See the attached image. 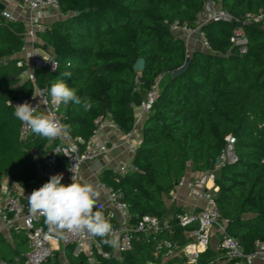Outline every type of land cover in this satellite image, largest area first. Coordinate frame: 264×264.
<instances>
[{
    "label": "trees",
    "instance_id": "16d2710c",
    "mask_svg": "<svg viewBox=\"0 0 264 264\" xmlns=\"http://www.w3.org/2000/svg\"><path fill=\"white\" fill-rule=\"evenodd\" d=\"M58 1L67 17L39 31L41 42L36 45L54 54L59 67L55 72L38 71L37 84L50 88L61 78L82 101L91 99L89 111L82 104H63L72 137L87 141L96 129L95 120L107 115L123 132H130L136 123L135 107L160 80L133 159L135 169L125 176L106 170L101 181L123 193L136 220L142 214L163 217L180 211L176 204L168 206L165 198H171L188 170H215L217 208L229 220L228 232L246 253L255 251L256 241L264 240V28L245 25L249 46L242 54L230 41L233 23L204 25L211 51H194L188 69L174 77L188 58V49L171 26L178 22L195 28L206 0ZM217 1L236 18L264 14V0ZM25 31L18 20L0 24V183L7 176L20 186L38 177L33 151L43 150L49 142L34 133L22 138L21 123L8 104L21 92L33 91L28 81L18 85L22 68L14 58L24 44ZM138 58L146 61L143 71L133 69ZM228 136L236 139L237 160L216 169ZM172 229L174 240L187 241L176 220ZM26 238L24 230L14 234L12 242L0 236V260L24 264ZM154 247L152 239L140 234L132 250L120 258L99 256L95 264L160 263ZM67 248L72 264H92L85 255L73 256L74 247ZM215 254L209 248L199 260L215 264ZM172 261L187 263L181 258ZM58 263L55 258L47 264Z\"/></svg>",
    "mask_w": 264,
    "mask_h": 264
},
{
    "label": "built area",
    "instance_id": "2783aa9c",
    "mask_svg": "<svg viewBox=\"0 0 264 264\" xmlns=\"http://www.w3.org/2000/svg\"><path fill=\"white\" fill-rule=\"evenodd\" d=\"M7 0H0L4 7L0 9V24L4 21L16 20L13 11L5 4ZM19 3L29 12L25 41L21 50L15 55L16 64L22 68L19 75V82H30L33 85L31 93L21 92L17 97L8 101L14 111L15 106L27 101L37 111H45L46 108L56 111L58 119L65 124L63 104L57 107L50 102L48 86L37 84V72L48 69L51 72L57 71L59 62L48 50L36 45L39 24L46 15L60 12L58 0H18ZM221 21L234 24L230 41L240 53H246L249 46V37L245 25L250 23L260 24L264 28V14L248 15L245 19L236 18L232 13L225 10L217 0H206L204 7L198 13L197 26L190 28L187 25H180L178 22L171 26L174 34L185 32L189 35H199L206 51H211L210 43L202 31V27L210 22ZM42 52V53H40ZM53 65L57 69H54ZM159 82L157 81L145 94V98L137 106L139 116H136L134 128L123 133L121 142L129 151V156L121 159L116 173L120 176L132 172L134 156L141 139L136 134L137 123L143 121L152 111V106L159 94ZM35 95V96H34ZM144 120V121H145ZM21 123V136L27 138L33 134ZM96 129L92 136L86 141L81 137L57 138L48 142L44 148V154L40 160V170L35 186H28L22 193L6 187L0 188V236L9 240L13 232L24 230L27 236V251L23 254L24 264H46L60 246H72L76 255L84 254L89 263L95 264L98 257L111 258L118 252L120 256L129 252L134 247V241L140 234L152 239L155 243L154 255L161 259L173 260L175 258L185 259L187 264H204L200 262V256L205 253L211 245L213 238L218 239V250L221 256L215 259L218 263L228 264H264V240L256 241V249L246 253L239 240L229 234V220L223 218L217 208L216 193L219 187L215 182V170L206 172V178H186L176 186L177 189L187 190V197L191 199L192 205L178 206L180 211L167 216H156L142 214L133 220L129 211V204L124 201L121 191L112 187H106L108 193V206H100V210L113 225L114 233L119 237V246L112 247L105 243L98 236L85 231L82 234L65 233L64 238L56 237L49 233L44 218L33 216L29 210L27 197L46 183L52 175L63 174L61 183L68 185L72 177L77 180L82 167L88 163L97 161L99 158L108 155L114 150L111 138L106 133L108 130L121 132V128L112 118L100 116L95 120ZM66 125V124H65ZM227 145L220 157V165L233 163L237 160L234 152L236 139L233 136L226 138ZM76 145V150L71 151V145ZM67 149V153L65 152ZM57 152V153H55ZM65 154L69 156H64ZM216 166V169L219 167ZM64 171H67L69 178L65 179ZM174 204L171 200L168 206ZM176 204V203H175ZM185 229L187 241L178 243L174 240L172 221ZM190 228V229H189ZM168 236H164V233ZM0 264H10L0 260ZM206 264V263H205Z\"/></svg>",
    "mask_w": 264,
    "mask_h": 264
},
{
    "label": "clouds",
    "instance_id": "9594fccd",
    "mask_svg": "<svg viewBox=\"0 0 264 264\" xmlns=\"http://www.w3.org/2000/svg\"><path fill=\"white\" fill-rule=\"evenodd\" d=\"M53 67L57 69L55 65ZM62 75L70 77L71 73ZM48 94L50 102L57 109L61 104L67 105L69 102L82 104L85 111L91 110L93 106L90 98L82 101L77 90L61 78L51 84ZM14 116L32 133L49 142L69 135L68 126L58 119L56 111L47 108L45 111H37V106L33 107L25 101L15 106ZM75 150L76 145L72 144L71 151ZM62 179V173L52 175L27 197L33 216L43 217L49 233L56 237L64 238L65 233L82 234L87 231L102 238L110 246L118 247L119 237L114 233L113 225L102 211L95 210L101 196L100 190L91 183L78 182L74 176L68 185L61 183ZM21 192L23 194V188Z\"/></svg>",
    "mask_w": 264,
    "mask_h": 264
},
{
    "label": "crops",
    "instance_id": "0c3cea01",
    "mask_svg": "<svg viewBox=\"0 0 264 264\" xmlns=\"http://www.w3.org/2000/svg\"><path fill=\"white\" fill-rule=\"evenodd\" d=\"M5 4L13 11L16 20L23 22L25 24L26 28H27L28 17H29V12L27 11V9H25L19 3L18 0H7V1H5ZM56 14L57 13L44 16V18H42L41 22H45V23H48V24H50V22L51 23L55 22L56 21L55 17L59 16V15H56ZM57 20H60L59 17L57 18ZM37 42H41V41L37 40ZM21 84H23V82H19L18 83V85H21ZM135 112H136V116L138 117L139 116V112H138L137 106L135 107ZM144 120L138 122L137 126H136V134H137V136L140 139H142V136H143ZM106 133H108V135L110 136L112 144L115 145L114 150L111 151L110 154L99 158L97 161L86 163L82 167L80 176L77 179L78 182L91 183L97 189L100 190L101 196L97 200V208L100 207V206H104V207L108 206V193H107V189L105 187L106 185L101 181L100 175L106 170H112L113 172L116 173V170H117V168H118V166L120 164L121 159H124V158L129 156V151H128L127 146L124 143L121 142V138H122L124 132L122 130H121V132H117V131H114V130L110 129ZM33 152L36 155L38 154V152H36L35 150ZM41 157H38V156L36 157L37 158L38 172L40 170L39 166H40ZM64 175H65V179L69 178V174L67 173V171H64ZM185 177L186 178L200 177L202 179H205L206 178V173H197V172H193L191 169H189ZM37 179H38V177H34L30 181V183L28 185L20 186L17 183H15L11 178H9L7 176H4L2 181H1V183H0V188H2V190H4L6 187H9L10 189L16 190V191H18L20 193H22L21 192V188H23V193H24V190L28 186H35ZM22 195H24V194H22ZM165 199H166V203L167 204H169L170 201L173 200L174 204L176 203V205H178V206H188V207H190V205H192L191 199H189L187 197V190L184 189V188H181V189H177L176 188L175 190H173L171 192V198H167L166 197ZM18 232H13L12 235H11V238L9 240H7V239L6 240L9 241V242H12V240L14 238V234H16ZM218 245H219L218 244V239L217 238H213V240L211 242V245H210V248L216 253L215 254V259H217L219 256H221V252L218 250ZM67 247H69V246H67ZM67 247L60 246V249L55 251L54 256L47 263L52 261L58 252H61V253L64 254V256L66 258V263L65 264H72L70 259H69L68 254H67V249H68ZM72 254H73V256H80V255H76L75 254L74 248H73ZM81 255H84V254H81ZM115 256L118 257V258L121 257L118 254V252H115ZM161 261L174 263V261L166 260V259H161ZM175 263H180V262H175ZM215 264H221V263L216 262Z\"/></svg>",
    "mask_w": 264,
    "mask_h": 264
},
{
    "label": "rangeland",
    "instance_id": "374dc122",
    "mask_svg": "<svg viewBox=\"0 0 264 264\" xmlns=\"http://www.w3.org/2000/svg\"><path fill=\"white\" fill-rule=\"evenodd\" d=\"M56 15H59L58 17L60 20L67 17V15L63 14L61 11L57 12ZM58 17H55L56 18L55 20H57ZM50 24H51V22H50ZM48 25H49L48 23L40 22L39 30H44ZM175 35L179 38H182L184 40V42L186 43L187 49H188V57H190L191 54L196 50L206 51L203 43L201 42V38L199 35H196V34L189 35L188 33L181 32V31L177 32ZM38 38H37V40L40 41L39 40L40 38L39 39ZM40 53H42V52H40ZM55 258H57V260L59 261V264H65L66 263V258L64 256V254L61 252H58L56 254V256L54 257V259ZM149 264H182V263H175V262L171 263V262L161 261V263L151 262Z\"/></svg>",
    "mask_w": 264,
    "mask_h": 264
},
{
    "label": "water",
    "instance_id": "95a60500",
    "mask_svg": "<svg viewBox=\"0 0 264 264\" xmlns=\"http://www.w3.org/2000/svg\"><path fill=\"white\" fill-rule=\"evenodd\" d=\"M3 7H4V4L0 2V9H2ZM76 14L78 15V14H80V12H77ZM189 63H190V58L188 57L186 59L184 65L180 69H177L173 72V76L177 77V76L181 75L182 73H184L188 69ZM145 66H146L145 59L144 58H138L133 65V69L136 71H143L145 69ZM44 152H45L44 149L40 150L38 152L37 156L41 157L44 154ZM220 162H221V159H220V157H218L216 160V166H219Z\"/></svg>",
    "mask_w": 264,
    "mask_h": 264
}]
</instances>
